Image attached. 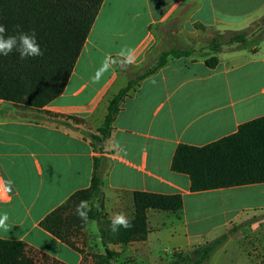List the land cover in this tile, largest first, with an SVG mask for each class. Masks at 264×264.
Here are the masks:
<instances>
[{
  "label": "crops",
  "instance_id": "crops-1",
  "mask_svg": "<svg viewBox=\"0 0 264 264\" xmlns=\"http://www.w3.org/2000/svg\"><path fill=\"white\" fill-rule=\"evenodd\" d=\"M177 13L196 30H240L262 16L264 0H103L60 96L39 110L0 100V214H8L10 228L0 230V239L23 241L50 261L95 264L92 255L106 248L95 220L85 222L76 242L81 252L40 222L90 186L97 158L108 220L116 212L132 218L138 191L182 199L176 211L147 210L144 240L109 242L116 253L111 264H167L175 251H190L229 231L206 264L261 262L264 182L191 191L188 175L173 171L171 162L179 145H208L264 116V37L248 48H223L214 68L205 60L169 58L120 102L102 143L87 136L86 130L103 125L109 100L133 76L113 66L93 83L105 54L117 57L127 46L137 63L154 41L151 27ZM67 116L77 118L71 120L76 125H62L59 119Z\"/></svg>",
  "mask_w": 264,
  "mask_h": 264
},
{
  "label": "trees",
  "instance_id": "trees-1",
  "mask_svg": "<svg viewBox=\"0 0 264 264\" xmlns=\"http://www.w3.org/2000/svg\"><path fill=\"white\" fill-rule=\"evenodd\" d=\"M103 0H0V23L8 34H14V26L25 32L35 30L42 56L20 59L15 51L0 57V100L26 108L42 109L62 94L90 33ZM197 28L203 29L199 25ZM264 37V13L249 26L240 30H223L213 33L210 48L218 51L225 47L248 48ZM188 50L171 47L163 51L139 73L131 76L126 86L108 102L103 125L97 133L87 134L92 144L102 143L110 134L111 122L119 104L129 91L158 68L169 56L183 57ZM208 68L218 62L216 56L205 59ZM116 68H121L117 62ZM77 120L75 117H63ZM68 125L67 123H61ZM94 148V147H93ZM171 169L187 174L191 191L227 188L264 182V116L239 126L227 137L202 147L179 145L172 158ZM102 166L93 159L90 186L73 193L63 204L52 210L40 222V226L75 251L82 236L85 222L75 215L76 205L82 199L93 207L88 220H95L101 240L106 246L102 255H92L95 264H111L116 253L109 250V242L126 244L144 240L147 229L148 209L176 211L182 207L179 195H162L135 192L133 227L118 233L110 231V220L104 213L102 202ZM228 238L222 234L215 239L194 247L187 252L175 251L167 264H206L212 253ZM0 264H64L49 260L23 241L0 239ZM256 264H264V258Z\"/></svg>",
  "mask_w": 264,
  "mask_h": 264
},
{
  "label": "clouds",
  "instance_id": "clouds-1",
  "mask_svg": "<svg viewBox=\"0 0 264 264\" xmlns=\"http://www.w3.org/2000/svg\"><path fill=\"white\" fill-rule=\"evenodd\" d=\"M13 51L19 54L20 59H26L29 57H38L43 55V51L37 41L35 30L31 32H25L21 29L20 25L14 26V34H8L7 27L0 23V57H7ZM119 58V66L122 70L126 71L129 66L133 65L136 61L135 50L130 47H123L116 54ZM117 65V59L112 56L111 53H107L104 56L103 61L98 69H96L93 75L92 82L98 83L99 80L107 73L113 66ZM155 84V80H152ZM11 191V188H9ZM100 207L98 202L90 203L89 200L82 199L76 205L75 215L83 222H87L89 219V212L92 208ZM8 214H0V230L9 232L10 228L7 224ZM110 231L112 233H118L121 228L128 230L133 227L132 220L124 212H116L110 218Z\"/></svg>",
  "mask_w": 264,
  "mask_h": 264
},
{
  "label": "rangeland",
  "instance_id": "rangeland-1",
  "mask_svg": "<svg viewBox=\"0 0 264 264\" xmlns=\"http://www.w3.org/2000/svg\"><path fill=\"white\" fill-rule=\"evenodd\" d=\"M177 16L168 22L163 24H158L154 27H151V33L153 35L154 41L148 49H146L144 56L140 58L137 63L129 66L126 70L130 75H135L139 73L144 67L151 64L159 54L163 51H168L171 47H183L188 50V55L183 56L195 60H205L210 56H216L219 52H222L223 48L218 51L212 50L210 48L211 39L213 36V30H196L193 27H190L184 20L180 19V15L177 13ZM186 18V16H185ZM172 24L170 25L169 23ZM170 31H173L171 33ZM106 49H112L111 45H107ZM119 62L118 57H114ZM171 58L169 56L167 60ZM85 59L81 63H84ZM127 80V76L124 73H121ZM132 91V90H131ZM129 91V93L131 92ZM60 121L66 122L71 126L76 125L73 121L67 118H60ZM78 124V123H77ZM88 134L94 133L97 131H88ZM243 224H238L235 228H240ZM231 231L225 232V234H230ZM224 234V233H223ZM222 235V234H221Z\"/></svg>",
  "mask_w": 264,
  "mask_h": 264
},
{
  "label": "built area",
  "instance_id": "built-area-1",
  "mask_svg": "<svg viewBox=\"0 0 264 264\" xmlns=\"http://www.w3.org/2000/svg\"><path fill=\"white\" fill-rule=\"evenodd\" d=\"M0 194H2V183H1V179H0Z\"/></svg>",
  "mask_w": 264,
  "mask_h": 264
}]
</instances>
